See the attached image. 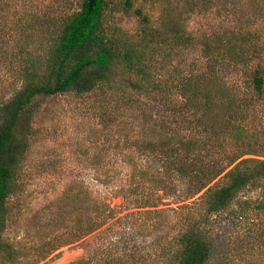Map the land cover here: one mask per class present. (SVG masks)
I'll return each mask as SVG.
<instances>
[{"label":"trees","instance_id":"trees-1","mask_svg":"<svg viewBox=\"0 0 264 264\" xmlns=\"http://www.w3.org/2000/svg\"><path fill=\"white\" fill-rule=\"evenodd\" d=\"M11 8L0 0V253L17 258L5 231L46 103L69 97L91 120L89 166L122 203L73 178L52 220H72L67 237L40 257L132 209L118 219L168 221L153 264H264V0H57L21 32ZM206 12L210 29H192Z\"/></svg>","mask_w":264,"mask_h":264},{"label":"rangeland","instance_id":"rangeland-1","mask_svg":"<svg viewBox=\"0 0 264 264\" xmlns=\"http://www.w3.org/2000/svg\"><path fill=\"white\" fill-rule=\"evenodd\" d=\"M5 1L12 7L6 12L12 32H21L25 27L22 22H26V12L34 11L38 14L48 10L53 11V7L57 4V0ZM214 15L212 12L193 14L191 28L195 31L210 29ZM19 17L21 22H17ZM135 22V19L127 16L122 20V23L129 28H133ZM260 26L262 28L264 23ZM262 33L264 40V30ZM83 105L84 103L76 102L69 97H59L46 103V109L50 112L52 120L43 123V127L46 128L45 133L38 136L31 146L24 168L26 189L17 199L11 200L12 205H16L15 211L18 206L21 207L20 216L12 220L5 231L7 240L14 246L17 258L10 261L0 253V264H71L84 255L89 257V260L83 264H153L154 258L163 251L161 247L165 244L164 241L154 244V240L165 230L168 221L156 225L153 219H147L145 215L118 219L119 216L132 210L129 209L91 235L63 245L45 257H40L52 245L59 242V237L60 239L67 237L69 228L64 225L72 220L64 219V224L60 227H57L58 225L52 220L57 218L54 202L60 198L66 185L73 178L88 185L102 197H107L113 205L122 203V198L113 197L112 188L98 182L95 178L96 169L89 166V153H85L84 150L86 151L89 141H92L89 135L91 120L79 113ZM53 127L56 129L53 130ZM48 131L52 135L48 134ZM116 170L120 172L119 167L113 169ZM128 171L127 168L122 169L120 178L126 177ZM175 206L176 204L173 203L165 205V202H160L157 208ZM69 207L70 205L66 206ZM228 244L221 238L215 247L214 256L228 253ZM230 252L229 254H233ZM233 260L231 264H248L237 256ZM217 262L219 261L215 260L214 263L219 264Z\"/></svg>","mask_w":264,"mask_h":264}]
</instances>
